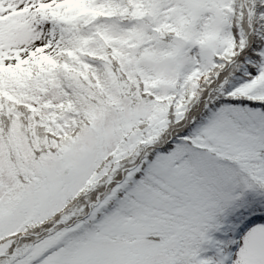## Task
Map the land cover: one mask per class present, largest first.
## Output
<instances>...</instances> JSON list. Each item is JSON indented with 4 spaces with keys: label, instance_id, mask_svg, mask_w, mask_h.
Listing matches in <instances>:
<instances>
[{
    "label": "snow or ice",
    "instance_id": "snow-or-ice-1",
    "mask_svg": "<svg viewBox=\"0 0 264 264\" xmlns=\"http://www.w3.org/2000/svg\"><path fill=\"white\" fill-rule=\"evenodd\" d=\"M0 264H264V0H0Z\"/></svg>",
    "mask_w": 264,
    "mask_h": 264
}]
</instances>
